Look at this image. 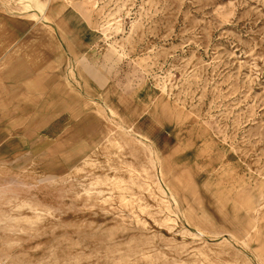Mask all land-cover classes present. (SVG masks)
<instances>
[{"label":"rangeland","instance_id":"rangeland-1","mask_svg":"<svg viewBox=\"0 0 264 264\" xmlns=\"http://www.w3.org/2000/svg\"><path fill=\"white\" fill-rule=\"evenodd\" d=\"M0 264H264V0H0Z\"/></svg>","mask_w":264,"mask_h":264},{"label":"crops","instance_id":"crops-1","mask_svg":"<svg viewBox=\"0 0 264 264\" xmlns=\"http://www.w3.org/2000/svg\"><path fill=\"white\" fill-rule=\"evenodd\" d=\"M62 32V34L64 35V33H63V31H61ZM65 36V35H64Z\"/></svg>","mask_w":264,"mask_h":264},{"label":"bare ground","instance_id":"bare-ground-1","mask_svg":"<svg viewBox=\"0 0 264 264\" xmlns=\"http://www.w3.org/2000/svg\"><path fill=\"white\" fill-rule=\"evenodd\" d=\"M60 34H62V32Z\"/></svg>","mask_w":264,"mask_h":264}]
</instances>
